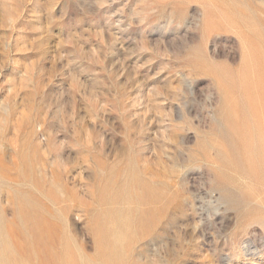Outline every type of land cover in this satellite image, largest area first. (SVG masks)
I'll return each instance as SVG.
<instances>
[{"label":"rangeland","instance_id":"1","mask_svg":"<svg viewBox=\"0 0 264 264\" xmlns=\"http://www.w3.org/2000/svg\"><path fill=\"white\" fill-rule=\"evenodd\" d=\"M0 264H264V0H0Z\"/></svg>","mask_w":264,"mask_h":264},{"label":"bare ground","instance_id":"2","mask_svg":"<svg viewBox=\"0 0 264 264\" xmlns=\"http://www.w3.org/2000/svg\"><path fill=\"white\" fill-rule=\"evenodd\" d=\"M228 135H229V134H228ZM234 136H235V135H234ZM231 138H232V137H231ZM239 140H240V139H239ZM245 143H246V142H245ZM245 143H244V144H245ZM242 145H243V144H242ZM97 162H98V161H97ZM98 163H100V162H98ZM98 163H97V164H98ZM148 177H149V176H148ZM154 186H155V185H154ZM155 188H156V187H155ZM159 189H160V188H159ZM145 193H146V192H145ZM224 193H225V192H224ZM148 196H149V195H148ZM156 198H157V197H156ZM148 199H152V197H151V198H148ZM152 200H153V199H152ZM150 202H151V200H150ZM147 203H148V202H147ZM149 205H150V204H149Z\"/></svg>","mask_w":264,"mask_h":264}]
</instances>
